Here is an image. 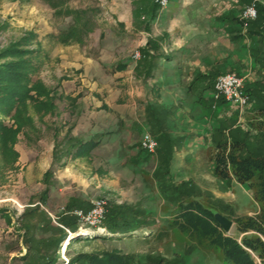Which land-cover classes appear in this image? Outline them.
Listing matches in <instances>:
<instances>
[{
    "label": "rangeland",
    "instance_id": "rangeland-1",
    "mask_svg": "<svg viewBox=\"0 0 264 264\" xmlns=\"http://www.w3.org/2000/svg\"><path fill=\"white\" fill-rule=\"evenodd\" d=\"M252 1L257 15L247 25L241 20L237 23L238 40H226L231 27L226 31L218 29L220 32L209 27L211 15L229 16L235 10L240 18L244 7ZM154 3L153 0H62V5L54 7L49 0H0V68L5 63L27 61L31 69L30 85H37L31 90L34 97L18 113L24 123L16 134V149L25 157H22L24 162L15 164L18 154L8 149L0 136V207L11 209L18 229L10 233L6 232L7 228L1 230V237L14 252L12 256L0 253V264H43L54 256L56 260L52 264H82L73 261L81 253L113 247L140 256V264H145V255L163 256L165 264H226L218 251L207 245L198 246L192 236L172 226L177 202L187 191L188 199H196L206 207L209 194L220 197L235 208L236 216L253 215L258 210L246 182L235 181V177L226 181L221 173L215 174L214 153L210 156L200 153L196 163L176 153L169 164L155 151L141 164L128 160L140 148L143 131L151 132L144 124L147 100L165 105L169 110L167 120L181 126H192L191 120L204 126L211 124V120L214 122L213 111L208 108L185 106L182 100L186 92L180 85L164 83L157 88L154 79L159 77L157 70L161 69V62L152 67L155 69L151 74L146 71L154 61L155 52L149 50V38L160 39L161 48L168 53L185 36L198 35L225 39H219L217 44H201L203 49L191 59L204 53L224 59L226 52L245 58L241 59L244 63H232L234 68L226 71L244 77L250 102L242 109L230 103L219 113V119L228 114L235 117V125L226 121L225 124L235 128L234 131L240 129L239 134L250 151L264 152V134L260 132L264 131V109H257L258 105H264V0H246L241 6L240 0H168L164 7ZM69 7L88 8L93 13L94 27L82 41L60 40L59 32L72 21L67 13ZM119 62H126V66L116 69ZM218 68L226 72L222 66ZM213 90L214 87L206 89V95ZM220 99L224 98H214L212 102ZM13 114L14 111L0 112V120L10 126L14 123ZM88 137L101 141L92 156L63 169L64 159L68 160L66 151L80 138ZM36 153L43 156V167L50 164L51 173L44 176L43 187L39 178L41 166L35 163ZM26 166L29 167L27 186L25 172L21 174ZM75 174L82 175L86 184L73 180ZM228 174L234 176L231 171ZM189 176L195 181L179 183ZM110 180H116L117 187ZM193 183L198 186L194 187ZM42 191L43 194L47 191L50 201L34 215L44 227L35 228L34 223H28L30 229H27L26 219L21 218L17 209L23 208L16 202L35 201ZM73 194H80L88 203L97 197H103L106 205L133 201L139 209L149 212L146 216L151 223L130 234L96 236L95 232L69 236L68 233L60 247L55 248L49 245L50 240L62 234L63 207ZM229 219L230 229L223 231L240 240L246 233H238L234 217ZM70 237H73L71 243L65 249ZM256 262L260 264L258 259Z\"/></svg>",
    "mask_w": 264,
    "mask_h": 264
},
{
    "label": "trees",
    "instance_id": "trees-1",
    "mask_svg": "<svg viewBox=\"0 0 264 264\" xmlns=\"http://www.w3.org/2000/svg\"><path fill=\"white\" fill-rule=\"evenodd\" d=\"M49 2L54 7L62 5V0H49ZM154 4L158 5L156 2ZM67 11L71 15L72 21L66 29L59 32L60 40L62 42L82 41L83 36L94 27L93 13L88 8L69 7ZM240 20L243 23L241 18ZM148 41L152 43V39L149 38ZM4 65L0 68V112L10 114L14 111L13 117L18 120V127L7 126L0 120V131L5 136L7 134L14 136L24 123L22 116H19L18 113L24 106H27L28 99L34 97L31 90L37 85L35 87L34 83L30 85L31 69L27 61H16ZM124 65L125 63L118 64L119 67ZM257 109H264V105H258ZM234 129L229 131L230 141L227 150V135L223 133L224 131L222 132L223 135L217 146L218 148L223 147V150H217L214 155L215 170L224 176H227L231 171L237 181L246 182L252 191L258 210L253 215L236 216L235 208L220 197L209 194V204L206 207L196 199H188L187 196L190 193L185 191L183 192L184 197L177 202L178 210L172 226L176 225L181 231L192 236L198 246L207 245L218 251L222 261L226 264H257L256 259L260 264H264V152L250 151L244 142L245 138L239 134L240 129L236 128L235 131ZM260 132L262 135L264 134V131ZM139 147L137 153L132 155L128 161L136 163L141 155L140 158L145 160L151 154L143 149L140 143ZM50 173L47 170L45 175L48 176ZM185 183L187 182L182 184L186 185ZM66 208L73 209L72 207ZM215 212H219L227 218L234 217L237 232L246 234L240 240L225 234L214 217ZM147 213L149 212L142 208L139 209L136 205L112 202L106 205L103 225L106 226L110 234H130L151 223L147 220ZM61 222L73 231L77 228V220L74 216L64 214ZM62 231L58 238L50 240V246L60 247L61 242L68 236V232L64 228ZM55 260L56 256L43 264H52ZM141 260L140 256L136 257L135 254L125 253L119 248L113 247L99 252L81 253L73 261L82 262V264H140ZM144 261L145 264H165L164 257L160 255H145Z\"/></svg>",
    "mask_w": 264,
    "mask_h": 264
},
{
    "label": "crops",
    "instance_id": "crops-1",
    "mask_svg": "<svg viewBox=\"0 0 264 264\" xmlns=\"http://www.w3.org/2000/svg\"><path fill=\"white\" fill-rule=\"evenodd\" d=\"M244 1L246 0H240L241 4H239V6L243 5ZM183 9H184V6L181 7V10ZM196 18H197V14L195 15V19ZM208 21L210 24L209 27L213 29H217L218 32H220L218 29L220 30L222 29V31L224 30L226 31L227 28L231 27V33L227 34L226 32V40H230L233 42L235 39L237 40L239 39L240 34L237 32V29H238L237 23H240L239 22L240 18H239V14H236L235 10H232L229 16H225V15L221 16L219 14H213L208 18ZM219 39L224 40L225 38H222L220 36L210 38V37L202 36V35L193 36V37L185 36L182 39V41L177 43V45L174 48H171V52H168V53L161 48L160 39L154 38L152 39V43L150 41L148 43V45H150L151 47L149 48V50L155 51L153 54L154 61L153 63L148 65V68L146 70L148 72V75L151 74V71L155 69V68L152 69V67L155 64L156 65L160 64L161 62V69L157 70L159 71L157 74L159 75V77L154 79V81L157 82L156 83L157 88L160 84H163L164 86V83H169L174 86L180 85L181 89H183L186 92V95L184 96V100H182L185 106L193 107V108L201 107L202 109L208 108L209 110L213 111L211 113H213L215 117L214 122L213 120H211L212 123L209 125L204 126V124L201 125L200 123L191 120L190 124L192 126H188V127L184 125L181 126V124H175L171 120H167V115L169 113V110L167 107H165V105H162V104L156 105L154 102H151L150 100L146 101L145 107L147 110H146V119L144 121V124L151 130V132L154 134V136L158 140V145L155 150V153H157L159 157H165L164 158L165 161H167L169 164L171 162L172 156H174L176 153L178 154L182 153V156H185V158L188 157V160H192L191 163H196L197 161L196 158L200 153L208 154L209 156L214 153L215 155L216 151L218 150L217 143L219 142L221 136L223 135L222 134L223 131L226 132V133L225 132L223 133L227 135V140L230 139L228 134L230 131L229 129H232L231 128L232 126L229 124H231L230 122H232V125H235L234 124L235 117H231V115L228 114L229 116L226 115L227 117L219 119V113L224 109V107L229 105L231 102L220 100V101H215L213 103L212 99L214 100V98H213L212 92H214V90L212 92L209 91L208 95H206L205 90L210 89V87H214L213 83H214L216 76L220 74L221 72H223L222 70H217L219 69L218 67L222 66L221 69H224V71H226V69L234 68L232 66V63H235V62L240 63L242 62L241 59L245 60V58L236 56L235 54H232V53L229 54V52H226L225 56L223 57L224 59H218L216 57L211 58L209 57L211 54L204 55L205 53L201 54L199 58L191 59V56H196L198 51H201L203 49L201 47V44L203 43L217 44ZM213 40H216V41L214 42ZM217 48L219 49V47ZM161 57H162V61L160 59ZM119 63H125V65L122 67H119L118 66ZM119 63L116 64V69H121L126 66V62H119ZM184 69L186 70L185 79L183 78ZM215 71H218V72H215ZM152 84H155V83H152ZM211 96H212V99H211ZM203 102L206 103L205 106L202 104ZM101 104L102 106H106V103H101ZM162 108H164L165 110ZM13 121L14 123L10 126L18 127V122H15V118ZM225 121L228 122L229 124L226 125L227 123L225 124ZM173 125H175V127H173ZM21 129H22V126L18 129V131H20ZM0 136L2 139H4L3 144L6 143L5 146H8L7 148L11 149L15 155L18 154L17 156L19 160L16 159L15 164L24 162V159H22V157L23 158L25 157L22 155V153H19L18 150L16 149V142H17L16 137L17 136L16 135L12 136L10 134H7V136H5L2 131H0ZM79 140L80 141L78 143L77 142L74 143L75 144L74 147L72 148L70 147L68 151H66V153L64 154V155L68 154V157H67L68 160L64 159L63 157L64 159L63 164H65L63 165L64 167L63 169L67 170L70 168V165H74L75 163H78L80 160H83L85 158H87L88 160V158L92 156L93 150H95V148L99 146V144L101 143L99 139L95 140V139H92V137H88L87 139L80 138ZM228 144H229V141H228ZM154 154H152V156ZM140 157H142V155ZM140 157H138L137 162L134 164L137 165V164L143 163V160ZM167 162L165 163L168 165ZM35 163L37 166L38 165L41 166L39 178H40V183L42 184L41 187H43V181L45 180L44 176H45L46 171L49 169L48 167L50 164H48L46 167H43V164H44L43 156H41V154L38 155V153H36V156H35ZM129 163H132V162H129ZM82 166H83V163H82ZM212 166H213V170L215 174L220 176L215 170L214 158L212 159ZM28 169L29 167L26 166L25 169L21 172V174L22 173L24 174L25 172L26 181L24 182V185L26 186L28 182L27 181L28 177H27L26 172H28ZM228 175L227 176L223 175L224 176L223 179H225L226 181L228 178H232V180H235L234 176L233 177L230 176L231 174L229 176ZM191 177L189 176V178L187 177L185 179H182L180 180L179 183L188 181L191 184L192 181H195V179L194 178L192 179ZM75 178L82 180L83 182L82 184H86L84 182L82 175L75 174L73 180H76ZM110 182L112 183V185L114 184V187H117L116 186L117 184L115 183L116 180L115 181L110 180ZM193 184H194V187L198 186L196 183H193ZM98 186H100V184H98ZM114 187L111 186V188H114ZM46 188H48V184ZM121 193L124 194L122 190H121ZM49 201L50 199H49L47 191L45 192V194H43V191H42V194L39 197V199H36L35 201L24 202L20 200V202H16L17 205L23 208L22 210H20L19 208L17 209L21 215V218L26 219L27 229H30V226L28 225V223H34L35 228L37 227V228L43 229L44 223L39 222L40 219L35 215L36 214L38 215V212H40L42 208L45 207V205L49 204ZM129 202L131 205H135L134 203H132L133 201H129ZM115 203L120 204V203H124V201L122 202L115 201ZM89 204L90 202L88 203V201L83 199V197L80 194L78 195L73 194L65 202L66 206L64 207H72V208L84 207L85 209L89 206ZM147 211H152V209L151 210L147 209ZM11 212L12 211L11 209L9 210V208L0 207V216L2 217V218L0 217V253H4V254L8 253L9 255L11 254L12 256L14 250H12L10 244H6V241L1 237L2 236L1 230L4 231L5 228H7V231H6L7 233L12 232L13 229L15 231L18 230L16 228L17 225L15 224L14 215ZM63 216L64 214L62 215V217ZM63 226L67 227L64 224ZM26 227H24L25 231L28 232L26 230ZM7 235L6 237H9ZM70 243L71 242H69V244ZM26 248H27L26 246H23V249L26 250Z\"/></svg>",
    "mask_w": 264,
    "mask_h": 264
},
{
    "label": "built area",
    "instance_id": "built-area-1",
    "mask_svg": "<svg viewBox=\"0 0 264 264\" xmlns=\"http://www.w3.org/2000/svg\"><path fill=\"white\" fill-rule=\"evenodd\" d=\"M160 7H164L168 0H153ZM257 15V10L254 1L248 3L240 18L243 20V24L246 25L249 19L255 18ZM214 98L223 97L225 100L230 101L237 107L242 109L250 102V96L244 86V77L239 75L234 71H226L218 74L214 80ZM140 145L143 149L148 152L153 153L156 150L158 142L153 134L145 130L143 131L140 138ZM64 214L74 216L77 220V228L74 232L68 227H65L69 236L73 234L85 235L91 233H97V235H109L106 228L103 225L105 211H106V201L103 197H97V199L92 200L90 207L87 209L76 207L73 209H68L63 207Z\"/></svg>",
    "mask_w": 264,
    "mask_h": 264
},
{
    "label": "water",
    "instance_id": "water-1",
    "mask_svg": "<svg viewBox=\"0 0 264 264\" xmlns=\"http://www.w3.org/2000/svg\"><path fill=\"white\" fill-rule=\"evenodd\" d=\"M214 217L224 231H228L230 229L232 221L229 218H227L225 215H223L219 212H215ZM75 235H79V234L75 233ZM71 238H73V237L69 238V242H70Z\"/></svg>",
    "mask_w": 264,
    "mask_h": 264
},
{
    "label": "bare ground",
    "instance_id": "bare-ground-1",
    "mask_svg": "<svg viewBox=\"0 0 264 264\" xmlns=\"http://www.w3.org/2000/svg\"><path fill=\"white\" fill-rule=\"evenodd\" d=\"M68 243H69V240H67L66 243H65V249H66Z\"/></svg>",
    "mask_w": 264,
    "mask_h": 264
}]
</instances>
